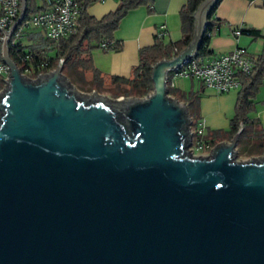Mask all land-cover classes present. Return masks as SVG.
Returning <instances> with one entry per match:
<instances>
[{
  "label": "water",
  "instance_id": "water-1",
  "mask_svg": "<svg viewBox=\"0 0 264 264\" xmlns=\"http://www.w3.org/2000/svg\"><path fill=\"white\" fill-rule=\"evenodd\" d=\"M0 90V264H264V155L237 161L242 124L193 155L187 103L170 74L198 56L218 0L191 16L194 34L152 66L153 91L81 93L63 59L23 75L10 39Z\"/></svg>",
  "mask_w": 264,
  "mask_h": 264
},
{
  "label": "trees",
  "instance_id": "trees-1",
  "mask_svg": "<svg viewBox=\"0 0 264 264\" xmlns=\"http://www.w3.org/2000/svg\"><path fill=\"white\" fill-rule=\"evenodd\" d=\"M95 1L97 0H74L75 8L78 10L79 22L78 31L75 35L55 41L36 35L37 39L28 45L20 42L19 48H21L22 53L28 56L23 65L32 66L35 70L32 74H37L39 72L38 64L46 63L41 70L49 72L57 66L60 59H63L62 72L70 82L78 84L89 82L91 90L105 88L115 98L120 96L141 98L153 91L152 66L164 57L172 58L173 55H177L189 45L194 34V18L191 16L194 15L199 4L204 0H187L180 11L181 40L165 44L157 39L153 45L142 48L139 64L133 69L129 78L119 76L106 78L94 67L90 53L93 47L100 46L104 41H107L109 50H119L121 44L114 41V33L122 19L130 10L140 5H149L150 0H121L115 11L108 13L101 19H97L88 13V7ZM220 1L218 0L209 15L203 44L196 59L208 56L210 53L208 45L216 27L217 21L214 15ZM49 4V0H28L25 20L47 10ZM246 33L250 32L247 31ZM33 38L34 36H31V40ZM1 46L0 43V48ZM27 47L30 48V52L24 50ZM13 52L11 50L12 57L18 65H21ZM252 61L254 63L252 72L248 75L241 74L239 76L241 87L238 91L235 115L231 120V130L229 132L206 131L204 139L214 146L224 140L231 139L242 124L243 131L239 137L238 154L254 155L258 152L257 154L261 155L264 154V126L260 120L253 119L251 114L256 110L255 99L264 81V48L260 55L252 58ZM168 92H172L175 98L187 103L193 122L197 123L199 121V95L194 92L182 94L170 86H168Z\"/></svg>",
  "mask_w": 264,
  "mask_h": 264
},
{
  "label": "crops",
  "instance_id": "crops-1",
  "mask_svg": "<svg viewBox=\"0 0 264 264\" xmlns=\"http://www.w3.org/2000/svg\"><path fill=\"white\" fill-rule=\"evenodd\" d=\"M121 0H97L88 7L89 15L101 19L115 11ZM187 0H150L149 5H140L130 10L122 19L114 33V41L121 44L119 50L93 47L91 58L94 67L106 78L119 76L131 77L133 69L139 64L140 50L155 43L156 32L161 25L168 33L163 41L174 43L182 38L180 11ZM216 27L210 38L208 56H218L233 51L241 46L248 50L252 58L260 55L264 48V1L262 0H221L215 15ZM236 30H240L236 34ZM26 34V45L34 42L37 36L42 38L38 29ZM249 31L250 33H246ZM33 34V35H32ZM31 36L34 38L31 40ZM29 42V43H28ZM25 43V42H24ZM182 94L194 92L199 95V120L205 122L208 132H229L231 120L239 90L219 93L205 87L194 78L179 77L174 80V87ZM264 104V81L261 86ZM184 102V101H183ZM251 114L253 119L262 120L264 125V107ZM229 140V139H227Z\"/></svg>",
  "mask_w": 264,
  "mask_h": 264
},
{
  "label": "built area",
  "instance_id": "built-area-1",
  "mask_svg": "<svg viewBox=\"0 0 264 264\" xmlns=\"http://www.w3.org/2000/svg\"><path fill=\"white\" fill-rule=\"evenodd\" d=\"M105 1V0H100ZM264 1V0H262ZM49 7L47 10L31 16L27 20H23L15 28L9 45L11 50L21 65H18L21 73L30 79H37L39 74H45L41 68L45 64H38L37 74L34 68L23 65L27 55L22 53L19 48L20 42L24 43L26 32L29 29H38L42 36L49 40H60L62 38L75 35L78 31V10L75 8L74 0H49ZM21 13V0H0V43L3 45L6 32L11 28V25L18 19ZM4 29H3V28ZM167 27L163 24L156 32V39L163 40L167 35ZM236 34L240 30H236ZM28 34V33H27ZM26 44V43H24ZM103 49H108L107 41L100 44ZM30 52V48L24 49ZM0 90L4 88L10 76L9 66L3 61L2 46L0 48ZM12 57V54H11ZM13 58V57H12ZM14 59V58H13ZM15 60V59H14ZM16 61V60H15ZM17 63V62H16ZM254 63L248 50L244 47L238 46L233 51L218 55V56H204L198 59L194 58L183 64L179 70L170 74L169 85L174 87V80L179 77L194 78L200 81L205 87L211 88L219 93H225L232 90H239L241 82L239 76L241 74L248 75L252 72ZM4 79V80H3ZM192 142L190 150L193 155H209L211 149L214 147L205 141L204 135L206 133L205 122L199 120L197 123H191Z\"/></svg>",
  "mask_w": 264,
  "mask_h": 264
},
{
  "label": "rangeland",
  "instance_id": "rangeland-1",
  "mask_svg": "<svg viewBox=\"0 0 264 264\" xmlns=\"http://www.w3.org/2000/svg\"><path fill=\"white\" fill-rule=\"evenodd\" d=\"M29 30H32V29H29ZM31 31H27V33H30ZM24 42L27 43V39L24 38ZM29 43V42H28ZM72 85H75L76 89L81 91V93H92L93 90H91V86H90V83L89 82H85V84H78V83H72ZM95 90V89H94ZM97 91V93L99 94H102V95H106L110 98H113V99H117L115 98L109 90L105 89V88H100L99 90H95ZM168 95L172 98H175L173 93L172 92H168ZM122 97V96H120ZM118 97V98H120ZM123 97H132V96H123ZM255 103H256V109H257V112L261 111V109L264 107V104H263V94L261 93V87H260V90H259V93L255 99ZM256 111L253 112V114H255ZM263 118H264V114H262ZM262 121V120H261ZM264 126V125H263ZM230 140V139H229ZM252 148V147H250ZM258 152H256L254 155H250V154H247V153H243V154H238L236 155V160L237 161H245V160H249L251 158H256V157H260L264 154H257Z\"/></svg>",
  "mask_w": 264,
  "mask_h": 264
}]
</instances>
